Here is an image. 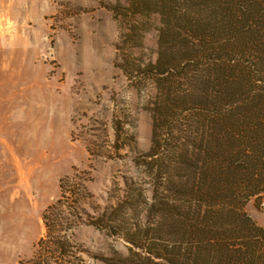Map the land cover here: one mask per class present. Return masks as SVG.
Here are the masks:
<instances>
[{
  "label": "rangeland",
  "instance_id": "obj_1",
  "mask_svg": "<svg viewBox=\"0 0 264 264\" xmlns=\"http://www.w3.org/2000/svg\"><path fill=\"white\" fill-rule=\"evenodd\" d=\"M128 3L0 0V264L33 261L47 218L71 250L46 251L44 261L113 264L132 254V244L93 224L126 193L117 213L139 223L140 196L131 199L140 185L154 187L140 156L152 144L157 89L137 65L157 57L158 19L141 40ZM80 191L78 218L70 214ZM246 211L264 226V205L252 200Z\"/></svg>",
  "mask_w": 264,
  "mask_h": 264
},
{
  "label": "trees",
  "instance_id": "obj_2",
  "mask_svg": "<svg viewBox=\"0 0 264 264\" xmlns=\"http://www.w3.org/2000/svg\"><path fill=\"white\" fill-rule=\"evenodd\" d=\"M125 10L140 15L141 40L158 19L157 57L137 65L157 89L152 144L140 156L154 187L131 199L140 196L139 223L117 213L127 193L94 217L132 244L124 261L106 262L264 264V226L246 211L249 201L264 205V0H129ZM75 196L70 215L80 218L83 191ZM48 221L26 264L71 250Z\"/></svg>",
  "mask_w": 264,
  "mask_h": 264
}]
</instances>
